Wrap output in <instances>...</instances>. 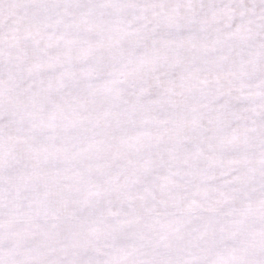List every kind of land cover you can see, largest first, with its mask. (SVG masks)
I'll return each mask as SVG.
<instances>
[{"label": "snow or ice", "instance_id": "snow-or-ice-1", "mask_svg": "<svg viewBox=\"0 0 264 264\" xmlns=\"http://www.w3.org/2000/svg\"><path fill=\"white\" fill-rule=\"evenodd\" d=\"M0 264H264V0H0Z\"/></svg>", "mask_w": 264, "mask_h": 264}]
</instances>
